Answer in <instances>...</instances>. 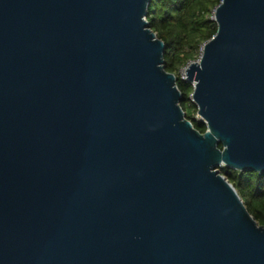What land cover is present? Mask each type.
Returning a JSON list of instances; mask_svg holds the SVG:
<instances>
[{
	"label": "water",
	"instance_id": "obj_1",
	"mask_svg": "<svg viewBox=\"0 0 264 264\" xmlns=\"http://www.w3.org/2000/svg\"><path fill=\"white\" fill-rule=\"evenodd\" d=\"M149 2L0 0V264H264L218 168L264 173V0L185 68L203 133Z\"/></svg>",
	"mask_w": 264,
	"mask_h": 264
},
{
	"label": "trees",
	"instance_id": "obj_2",
	"mask_svg": "<svg viewBox=\"0 0 264 264\" xmlns=\"http://www.w3.org/2000/svg\"><path fill=\"white\" fill-rule=\"evenodd\" d=\"M220 0H150L146 20L149 27L165 44L163 66L176 75V85L181 93L180 106L185 117L198 131L204 132L206 124L193 116L196 105L190 95L193 84L179 76V69L194 60L200 46L209 40L217 29L210 18ZM186 107L191 109L186 111ZM221 148V143H218ZM223 174L236 188L247 210L258 224H264V173L251 170H236L219 166Z\"/></svg>",
	"mask_w": 264,
	"mask_h": 264
},
{
	"label": "rangeland",
	"instance_id": "obj_3",
	"mask_svg": "<svg viewBox=\"0 0 264 264\" xmlns=\"http://www.w3.org/2000/svg\"><path fill=\"white\" fill-rule=\"evenodd\" d=\"M210 18H211V19H214V9H213V11H212V13H211V15H210ZM201 46H203V44H202ZM201 46H200V47H201ZM199 54H200V53H199ZM198 57H199V55H198L197 57H195L194 60H197ZM190 62H191V61H190ZM190 62H188L185 66L181 67V68L179 69V71H178L179 76H180L182 79H184V80H185V78H186V74H185L184 70H185L186 66H187ZM190 99H191V101H192L191 96H190ZM192 102H193V101H192ZM186 111L190 112L191 109H190L189 107H186ZM193 116H194V118H195L196 120H200V117H199V115L197 114V112L194 113Z\"/></svg>",
	"mask_w": 264,
	"mask_h": 264
},
{
	"label": "built area",
	"instance_id": "obj_4",
	"mask_svg": "<svg viewBox=\"0 0 264 264\" xmlns=\"http://www.w3.org/2000/svg\"><path fill=\"white\" fill-rule=\"evenodd\" d=\"M202 48H203V46H201L200 47V53L202 52ZM191 96V98H192V95H190ZM193 101V100H192ZM194 103V102H193Z\"/></svg>",
	"mask_w": 264,
	"mask_h": 264
},
{
	"label": "bare ground",
	"instance_id": "obj_5",
	"mask_svg": "<svg viewBox=\"0 0 264 264\" xmlns=\"http://www.w3.org/2000/svg\"><path fill=\"white\" fill-rule=\"evenodd\" d=\"M184 72H185V70H184Z\"/></svg>",
	"mask_w": 264,
	"mask_h": 264
}]
</instances>
